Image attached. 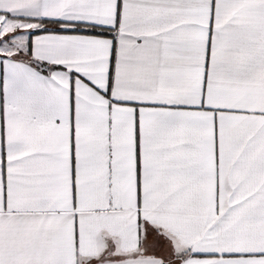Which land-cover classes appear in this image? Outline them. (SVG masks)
I'll return each mask as SVG.
<instances>
[{"label": "snow or ice", "instance_id": "1", "mask_svg": "<svg viewBox=\"0 0 264 264\" xmlns=\"http://www.w3.org/2000/svg\"><path fill=\"white\" fill-rule=\"evenodd\" d=\"M0 264H264V0H0Z\"/></svg>", "mask_w": 264, "mask_h": 264}]
</instances>
